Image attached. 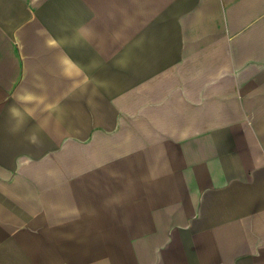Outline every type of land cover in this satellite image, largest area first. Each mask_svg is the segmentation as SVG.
Masks as SVG:
<instances>
[{"label": "crops", "instance_id": "1", "mask_svg": "<svg viewBox=\"0 0 264 264\" xmlns=\"http://www.w3.org/2000/svg\"><path fill=\"white\" fill-rule=\"evenodd\" d=\"M0 264H264V0H0Z\"/></svg>", "mask_w": 264, "mask_h": 264}, {"label": "rangeland", "instance_id": "2", "mask_svg": "<svg viewBox=\"0 0 264 264\" xmlns=\"http://www.w3.org/2000/svg\"><path fill=\"white\" fill-rule=\"evenodd\" d=\"M114 61H115V65H116L117 62L123 63L122 60H114Z\"/></svg>", "mask_w": 264, "mask_h": 264}]
</instances>
